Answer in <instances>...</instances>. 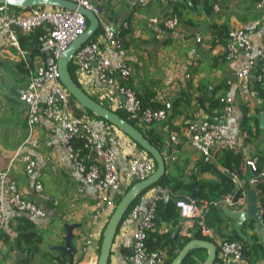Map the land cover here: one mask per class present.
<instances>
[{
  "label": "crops",
  "instance_id": "obj_1",
  "mask_svg": "<svg viewBox=\"0 0 264 264\" xmlns=\"http://www.w3.org/2000/svg\"><path fill=\"white\" fill-rule=\"evenodd\" d=\"M260 1L222 0L219 18L213 14L212 5L210 12H206L202 6L193 8L192 0L177 2L151 0L145 6L135 5L133 0H104L99 3L102 15L106 13L105 21L113 29H121L122 23L128 22V29L123 34L125 60L130 71L127 85L140 98H150L159 105L167 102L171 107L166 119L153 124L150 129L164 141L165 150L161 153L166 162V174H172L177 180L189 181L194 177L200 182L217 181L212 172L201 171L200 163L203 157L190 145L193 133L188 131V127L192 124L199 125L202 121L211 120L218 115L217 110L210 109V102L203 99L202 95L213 97L214 100L224 96L233 98V112L228 120L230 134L238 139L243 160L254 159L256 167L264 173V120L262 124L260 122L261 116L264 115V83L252 82L247 92L240 89L235 73L246 61L247 54L240 53L236 59L227 60L224 38V33L231 28L261 20L259 30L250 35L249 39L254 50L264 51V0L263 6L258 7ZM172 17L178 19V25L173 30L165 29L162 25L155 26L150 22L152 18ZM213 23L220 25L223 33L213 34L211 31ZM38 61L37 55L33 59L28 55L31 68L37 66ZM27 78L28 68L2 32L0 170L7 168L10 159L16 156L19 150L18 158L10 168V177L17 183L24 198L46 211L47 218L31 219L35 225L34 231L42 238L38 250L36 252H28L27 248L15 250L13 247L19 219L27 216L13 211L4 202L7 223L0 238V264H69V261L71 264H96L102 234L113 212V206H106L96 219L92 218L95 214V190L90 186H84L81 177L70 169L59 146L61 131L52 122L40 119L36 130L37 148L23 146L26 138V107L19 101L18 91L25 86ZM76 80L88 95L97 98L89 85L83 81L79 82L81 81L79 78ZM46 92L47 90L44 91V95ZM69 109L74 116L87 119L97 131L108 133L116 139L115 151L120 169L125 170L132 159L146 157L128 136L102 121L89 119L78 103H69ZM244 118L247 119V129L254 137L250 141L247 140L246 132L242 128ZM173 132L178 135V144L170 140ZM46 142H50L51 145L46 146ZM218 151L219 149L212 150L211 162L218 170L225 172L216 161L215 154ZM22 155H29L34 159L36 169L33 176L25 173L20 157ZM240 171L243 179L240 180L232 174L234 179L238 182L245 181L243 191L251 188L257 194L258 200V196L262 195H258L257 185L249 183L253 179L252 171L244 169L242 164ZM259 175L256 174L257 177ZM260 178L261 182H264V177ZM37 182L43 186V193L48 195L51 201L41 200L40 195L35 192L34 186ZM158 193H162L164 198L169 196L166 187L157 186L143 194L140 200L147 203ZM113 201L115 204V198ZM184 223L180 221L177 226L163 223L155 227L153 232L157 231L161 235L172 231L173 236L176 234L184 236L182 231ZM66 225H75L72 229L71 255L61 250L66 245L64 240L67 236ZM229 225L233 227L232 222ZM135 226L136 223L129 222L127 218L119 226L109 264H124L121 242L130 236ZM229 229L231 228L225 232L228 233ZM245 232L247 236L256 233L255 229ZM216 237L221 238L218 235ZM258 237L260 238L259 235ZM85 238L90 239V244L86 246L84 252H76L75 243ZM17 252L25 254L26 262L16 256Z\"/></svg>",
  "mask_w": 264,
  "mask_h": 264
},
{
  "label": "built area",
  "instance_id": "obj_2",
  "mask_svg": "<svg viewBox=\"0 0 264 264\" xmlns=\"http://www.w3.org/2000/svg\"><path fill=\"white\" fill-rule=\"evenodd\" d=\"M69 1L96 15L101 30L94 41H88L74 54L71 63L74 66L75 77L81 80L79 82L83 81L89 85L99 101L107 103L112 110L124 112L127 120L134 122L141 129L164 121L171 109L169 103H163L162 109H143L135 91L126 83L130 71L125 60L126 49L122 31L128 29V22H123L121 29H113L102 18V14L98 13L99 3L104 0ZM150 1L133 0V3L145 6ZM221 1L212 0V12L216 18L221 14ZM257 6L262 7L263 1L261 0ZM49 7L51 6L19 8V12H14L7 5H0V35L2 32L5 33L9 45L18 51L20 59L28 68L27 83L18 91V99L26 107V138L23 146L38 147L36 130L41 118L56 125L61 131L59 146L70 169L81 177L84 186H90L95 190V214L92 218L96 219L106 206L112 205L114 209L116 205L114 198L116 200L118 195L123 194L126 187L150 176L155 170V164L153 160L145 157L132 159L125 170L120 169L115 151L116 139L108 133L97 131L87 119L71 113L69 94L59 80L57 63L69 44L85 32L87 21L76 10ZM150 22L155 26L162 25L168 30H173L178 25L176 17L152 18ZM260 25L261 20H256L241 27L231 28L226 33L225 58L234 60L240 53L247 54L246 61L235 73L239 87L244 92L248 91L252 82L264 83V51L254 50L249 39L250 35L259 30ZM40 29H43V32L38 36L36 43L39 61L37 66L31 68L28 62L29 53L20 46L18 36L19 34L29 36ZM45 90L47 92L44 95ZM121 96L124 100H121ZM218 100L221 108L215 118L188 127V131L193 133L190 145L199 151L206 161L212 159L213 149L234 152L239 150V141L230 134L228 126V120L233 112V98L224 96ZM170 140L178 144L177 133L173 132ZM50 145V142H46V146ZM18 154L19 150L17 155L10 159L7 168L0 170V234L7 223L4 202L13 211L32 220L47 218L46 211L24 198L17 183L10 177V168ZM20 157L25 173L33 176L36 169L34 159L29 155ZM242 167L256 173L254 159L243 160ZM259 177H264V174H260ZM34 189L41 200L51 201L50 197L43 193V186L39 182L35 184ZM232 197L233 195L226 197L223 203L231 206ZM163 198L162 193L155 194L151 201L145 203L140 200L130 210L127 220L136 223V226L130 236L121 242L124 264H164L166 253L149 251L146 246L148 233L155 228L156 204ZM201 203L198 205L194 200L176 202L180 218L186 220L182 225L184 236L194 231L214 243L217 248L218 264H248L240 242L218 238L206 225L204 211L207 203L205 201ZM220 203L214 205L217 207ZM238 203L242 204L243 200H239ZM89 244L90 239H79L74 249L76 252H84Z\"/></svg>",
  "mask_w": 264,
  "mask_h": 264
},
{
  "label": "trees",
  "instance_id": "obj_3",
  "mask_svg": "<svg viewBox=\"0 0 264 264\" xmlns=\"http://www.w3.org/2000/svg\"><path fill=\"white\" fill-rule=\"evenodd\" d=\"M192 4H193L192 6L193 8L202 6L204 7L206 12H210V9H211L210 5H212V0H192ZM9 8L19 9V8H11V7ZM124 22H127V21H124ZM211 31L213 34L217 33V35L219 33H223L222 27L218 25L217 23H213L211 25ZM42 32H43V29H40L35 34L29 35V36H23L21 34H19L18 36L20 46L22 47V49L26 50L29 53L30 59H33V57L38 54L36 43H37L38 36L42 34ZM100 32L101 30H98L96 35H94V37L91 39V41H94ZM123 34H124V31H122V35ZM224 35H225L224 38H227V34L224 33ZM21 65L23 66V64ZM69 71L74 81L78 84L76 77H75L74 66L72 65V63L69 65ZM78 86L81 88L79 84ZM137 97L139 98L143 109L150 108L153 110H157V109L164 108V105H159L158 103L151 100L150 98L143 99V98H140L138 95ZM92 98L96 102L102 104L97 98L95 97H92ZM202 98L210 102L211 110H217V112L220 111V103L218 99L214 100L213 97L208 98L207 95L205 96L202 95ZM69 100H70V104L71 103L77 104V102L71 96H69ZM102 105L112 110L107 104L103 103ZM81 108L86 113V115L89 117V119H95L97 121H102L109 127L116 129L114 126H112L111 124L103 120L102 118L94 115L93 113L84 109L83 107ZM112 111L117 113L123 119L127 120V116L124 114V112L120 110H112ZM128 122L132 124L133 126H135L139 131H141L145 135L147 140L150 142V144L156 147L160 152L165 150L164 141L159 136H157L155 133H153L150 127L146 129H141L137 127L134 122L132 121H128ZM242 128L246 132L248 141L254 138L252 137L250 130L247 129V119L246 118L243 119ZM134 144L137 146L136 143ZM140 151L144 152L146 154V157L153 160L150 154L146 153L142 149H140ZM215 156H216V161L220 163L221 167L225 171L236 175V177L240 180L243 179V176L241 175V171H240V166L243 162L242 151L239 150V151L234 152V151H227V150L219 149V151L215 154ZM211 161L212 159L209 161H206L205 158L203 157L202 162L200 163L202 165L201 171L212 172L216 176L217 181L200 182L194 177H191L189 181H184V180H177L175 176H172V174L170 173L165 174L156 184L152 185L151 187L143 191L142 194L137 199L134 200V202L130 205L129 209L123 216V219L120 225L127 218L133 206L140 201L143 194H145L148 190L154 187L161 186V187H166L169 190V193H168L169 196L167 198H163L161 201H158L156 204L155 227L163 223L177 226L180 223L181 218L179 215V211L175 205L176 202L179 200H185L189 198L190 194L194 190H197L196 203L198 205H201L202 201H205L207 203L206 209L204 211L205 222H206V225L210 229H212L214 234L220 236L221 239H227L230 241L240 242L243 247V250H242L243 256L248 261V264H264V242L263 243L261 242L260 238L258 237L256 233H253L250 236H247L245 232L246 230L254 231L255 229L254 223L252 221H248L247 223L244 224L243 231H244V234L247 236V239L242 240L236 235L234 228L229 225L230 222L232 221L228 217H226L222 212H219L217 210L216 205H214L216 202L220 203L226 197L233 195L235 193V184H234V181L231 178H229L227 175H225L223 171L218 170ZM263 161H264V158H263ZM261 172H262L261 169L259 170V168L256 167V174L257 173L262 174ZM134 183L129 185L124 190L123 194H125ZM256 191L258 195L259 194L262 195V196H258V201H259V205H260L261 212H262V221L264 223V182L257 184ZM123 194H120L116 197L115 204H117V202L120 200ZM34 227H35L34 223L28 217H21L19 219V224L16 228L17 236L14 242V247H13L15 250L17 249L21 250L23 248H27L28 252L29 251L36 252L38 250V246L42 242V238L39 234L36 233V231H34ZM228 228H231V229H229L230 231L226 233L225 230ZM1 237H2V233L0 234V238ZM196 237L198 239L208 240L207 238L202 237L198 232H196ZM190 240L191 238L189 236H179L178 234L173 236L172 231H168L167 233L160 235L157 231L153 232L152 230L148 233L146 246L149 251H164L166 253V259L164 261V264H170L171 261L176 257V255L182 249V247L185 244H187ZM4 242L8 243V241H4ZM205 257H206L205 250L194 249V250L189 251L185 260L181 264H201L204 261ZM218 262H219V259L216 258V261L214 264H218ZM69 264H71V261H69ZM107 264H109V261Z\"/></svg>",
  "mask_w": 264,
  "mask_h": 264
},
{
  "label": "water",
  "instance_id": "obj_4",
  "mask_svg": "<svg viewBox=\"0 0 264 264\" xmlns=\"http://www.w3.org/2000/svg\"><path fill=\"white\" fill-rule=\"evenodd\" d=\"M2 4H5L11 8H35L51 6L72 11L76 10L86 18L87 28L85 32L72 41L58 59L57 66L59 80L69 96H71L81 107L102 118L120 132L128 136L134 143L137 144V149H142L146 153L150 154L155 162L154 172L146 179L134 183L130 189L122 195L120 200L115 205L113 212L104 228L96 264H107L111 255L112 245L114 243L118 227L130 205L142 194L143 191L156 184L166 174V162L164 155L156 147L150 144L145 135L136 127L130 124L127 120L120 117L114 111L96 102L92 97L84 92L70 74L69 65L71 64L74 54L82 45L90 41L100 28L99 20L96 15L84 9L83 7H78L74 2L69 0H0V5ZM102 12V9L98 7V13L102 14ZM120 98L121 100H124L122 96ZM263 120L264 115L261 116V124L263 123ZM167 155H170V150ZM224 174L234 180L235 193L232 197L231 206L223 203L220 206H217V210L222 212L233 222L235 233L242 240L247 239V236L243 231L244 224L248 221H252L255 225V232L258 233L261 242L263 243L264 223L262 221V212L258 204L257 194L251 188L245 189L243 191V188L246 185L245 181L238 182V180H235L234 176L227 171H225ZM251 175L253 179L250 180V184L257 185L261 182L262 179L257 177L256 173L252 172ZM185 200L196 201L197 190H194L190 194L189 198ZM239 200H243V203L240 205L238 203ZM239 206L241 208H239ZM185 221V219H181V223H184ZM74 227L75 225H66L67 236L64 238L66 245L61 250H63L68 255H71L73 252L71 241L73 238L72 229H74ZM176 232L177 230H175V233ZM190 238L191 240L182 247L170 264H181L185 260L189 251L194 249H203L206 251V257L201 264H214L217 258V248L215 244L208 240L198 239L196 237V232L194 231L190 234ZM16 254L17 257L26 262V257L23 252H17Z\"/></svg>",
  "mask_w": 264,
  "mask_h": 264
},
{
  "label": "rangeland",
  "instance_id": "obj_5",
  "mask_svg": "<svg viewBox=\"0 0 264 264\" xmlns=\"http://www.w3.org/2000/svg\"><path fill=\"white\" fill-rule=\"evenodd\" d=\"M49 8H51V7H49ZM52 8H54V7H52ZM12 11H14V12H16V11H20V9H11ZM102 18L105 20V18H106V13H104L103 15H102ZM82 88H83V86H82ZM102 104L104 103L103 101H100Z\"/></svg>",
  "mask_w": 264,
  "mask_h": 264
}]
</instances>
